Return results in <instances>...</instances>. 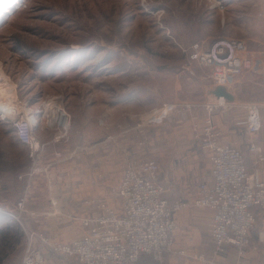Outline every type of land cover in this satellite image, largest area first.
I'll return each instance as SVG.
<instances>
[{
	"label": "rangeland",
	"instance_id": "rangeland-1",
	"mask_svg": "<svg viewBox=\"0 0 264 264\" xmlns=\"http://www.w3.org/2000/svg\"><path fill=\"white\" fill-rule=\"evenodd\" d=\"M220 36L243 39L264 56V0H0V95L12 91L25 113L59 97L70 120L60 133L48 129L53 117L36 114L42 149L34 160L12 115L0 112V201L21 194L13 179L32 178L37 193L66 188L120 204L119 170L112 168L131 158L156 160L161 118L191 110L194 128L202 123L214 74L219 81L228 75L190 63L187 50ZM246 76L241 95L264 99V86L254 83L259 74ZM174 104L179 108L165 109ZM192 139L204 151L194 132ZM25 203L13 214L17 221ZM41 234L59 241L44 233L37 240Z\"/></svg>",
	"mask_w": 264,
	"mask_h": 264
},
{
	"label": "built area",
	"instance_id": "built-area-1",
	"mask_svg": "<svg viewBox=\"0 0 264 264\" xmlns=\"http://www.w3.org/2000/svg\"><path fill=\"white\" fill-rule=\"evenodd\" d=\"M187 57L190 63L221 68L222 76L235 70L259 74L258 82L256 78L254 83L264 86V56L250 52L243 39L220 36L207 43L196 42L188 48ZM213 79L216 80L211 84L214 90L217 76ZM204 103L206 115L195 127L194 138L209 156L211 179L199 184L193 199L170 201L164 197L167 188L159 180L158 162L141 159L124 169L115 188L120 199L118 208L101 199L97 203L101 214L82 218L85 232L81 237L61 242L49 241L41 234L42 242L55 252L75 257L80 264H135L143 253L160 260L167 253L175 252V213L189 206L208 207L214 210L210 228L214 245L209 258L212 264H254L244 256L258 223L257 210L264 209V179L259 170H250L238 142L223 140L214 113L216 109L228 106L244 108L247 111V131L254 135L259 131L257 117L260 109H264V99L237 103L216 96ZM187 106L193 105L188 103ZM165 107L167 110L179 108L177 104ZM40 112L42 110H36V113ZM30 115L18 110L10 121L18 140L28 146L35 160L42 147L35 131L39 121H34V124ZM41 116L45 118L43 113ZM60 123L48 129L64 133V121ZM249 149L257 161L264 160V151L257 143L252 142ZM18 207L23 210L24 200L18 203ZM34 237L32 233L22 264H40L43 260L41 249L34 245ZM229 245L237 248L241 258L236 263H230L224 256ZM178 254L183 255L184 252L179 251Z\"/></svg>",
	"mask_w": 264,
	"mask_h": 264
},
{
	"label": "crops",
	"instance_id": "crops-1",
	"mask_svg": "<svg viewBox=\"0 0 264 264\" xmlns=\"http://www.w3.org/2000/svg\"><path fill=\"white\" fill-rule=\"evenodd\" d=\"M246 75L247 72L239 70L226 72L223 75L227 76L225 80L219 81L217 76L218 82L213 88L224 85L234 95L236 102L257 101L253 99L254 97L241 95L243 84L247 82ZM212 90L211 85L206 95L207 99L216 97ZM237 107L218 108L214 119L222 130L223 140L228 142L238 140L245 152L250 170L258 168L264 179V160L257 162L254 154L249 151L250 142H255L264 149V109H260L257 117L259 131L250 135L245 125L247 111ZM199 112L202 113V109ZM192 114L191 110H187L183 112V119H177L178 114L172 112L161 118L157 124L160 131L158 133L159 129L157 130L155 152L159 164V180L167 188L164 197L170 201L178 198L193 199L199 184L211 179L209 156L192 139L195 130ZM143 124L145 122L138 124V127H142ZM129 126L127 128L129 131L127 129L125 131L131 132L133 127ZM132 159L121 166L112 168V165H109V171L111 168L119 170L116 184L121 180L124 169L137 162ZM51 182L45 184L51 185ZM12 183L21 185V194L0 201V264H22L32 233L35 234L34 245L41 249L43 260L40 264H80L73 256L53 251L48 245L37 240L36 235L44 233L61 242L81 237L85 232L82 218L101 214V210L97 208L101 197L78 196L77 191L75 194H69L66 188L37 193L36 182L32 178L23 182L15 178ZM58 183L60 185L63 182L60 180ZM12 190L13 188L9 189ZM7 194L10 195L9 192ZM20 199L26 202V211L21 215L22 222L13 217V214L19 213L17 202L21 201ZM108 202L117 208L120 206L119 202ZM257 213L258 223L244 259L254 264H264V209L257 210ZM213 217L214 210L208 207L189 206L176 212V229L173 234L175 252L167 253L160 260L143 255L136 264H212L209 258L212 256L214 246L210 236ZM179 251H183L184 254H178ZM201 255L204 257L201 258ZM224 256L230 263H236L241 259L237 248L232 245L227 247Z\"/></svg>",
	"mask_w": 264,
	"mask_h": 264
},
{
	"label": "bare ground",
	"instance_id": "bare-ground-1",
	"mask_svg": "<svg viewBox=\"0 0 264 264\" xmlns=\"http://www.w3.org/2000/svg\"><path fill=\"white\" fill-rule=\"evenodd\" d=\"M14 97H15V94L12 91L6 92L5 94L0 95V103H1L0 104V112H3L5 115L8 114L9 116L12 114L18 113V110L20 108H18V106L14 105V101L16 100V99L14 100ZM61 103L62 102H61V99L59 97L53 96V97L47 99V101H45L44 108L42 109V112H40L39 114L41 115L43 113L45 118L49 122L52 120V117H53L55 119L54 122H57L56 124L64 121L65 130H68L69 124H70L69 114L65 110V108H63L61 106ZM164 112H165V110L162 111V113H164ZM30 114H31L30 116L32 117L33 123L35 124L34 121L38 120V117L36 115L37 113L32 112ZM154 114H156V113H154ZM154 117H156V116H154Z\"/></svg>",
	"mask_w": 264,
	"mask_h": 264
},
{
	"label": "water",
	"instance_id": "water-1",
	"mask_svg": "<svg viewBox=\"0 0 264 264\" xmlns=\"http://www.w3.org/2000/svg\"><path fill=\"white\" fill-rule=\"evenodd\" d=\"M212 93L216 96H223L231 102L235 100L234 95L224 85L216 86V88L212 90Z\"/></svg>",
	"mask_w": 264,
	"mask_h": 264
},
{
	"label": "trees",
	"instance_id": "trees-1",
	"mask_svg": "<svg viewBox=\"0 0 264 264\" xmlns=\"http://www.w3.org/2000/svg\"><path fill=\"white\" fill-rule=\"evenodd\" d=\"M256 228V227H255ZM143 255H149V256H151L150 254H147V253H143V254H141V256H143ZM140 256V257H141ZM140 257L138 258V260L135 262V264L139 261V259H140ZM152 257V256H151Z\"/></svg>",
	"mask_w": 264,
	"mask_h": 264
}]
</instances>
